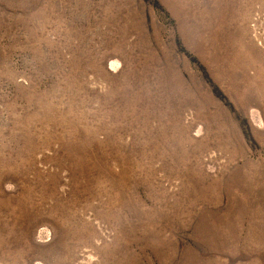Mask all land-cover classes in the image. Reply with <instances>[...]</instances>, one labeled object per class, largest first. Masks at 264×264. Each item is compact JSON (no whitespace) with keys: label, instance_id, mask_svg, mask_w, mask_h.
Masks as SVG:
<instances>
[{"label":"rangeland","instance_id":"1","mask_svg":"<svg viewBox=\"0 0 264 264\" xmlns=\"http://www.w3.org/2000/svg\"><path fill=\"white\" fill-rule=\"evenodd\" d=\"M0 264H264V0H0Z\"/></svg>","mask_w":264,"mask_h":264}]
</instances>
